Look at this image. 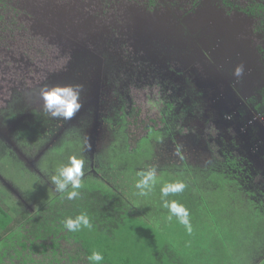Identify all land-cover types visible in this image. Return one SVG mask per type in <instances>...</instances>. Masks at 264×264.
<instances>
[{"label": "rangeland", "instance_id": "rangeland-1", "mask_svg": "<svg viewBox=\"0 0 264 264\" xmlns=\"http://www.w3.org/2000/svg\"><path fill=\"white\" fill-rule=\"evenodd\" d=\"M229 1L240 8L261 4L259 0ZM253 12L248 16L234 11L221 0H156L151 7L147 0H0L2 207L21 219L47 204L59 194L51 176L73 156L85 161L82 182H103L134 213H144L150 220L161 218L153 209L161 206L157 188L167 180L190 185L211 212L217 197L202 172L211 158L216 161L225 152H231L242 177L255 178L247 184L242 179V192L255 194L253 187L264 192V101L259 93L264 90V58L258 54L264 47V21L255 14L261 12ZM106 26L112 31L117 27L113 36L118 39L135 31L140 43L146 39L174 41L161 36L169 30L174 37L188 40L197 60L187 64V74L194 62L199 69L204 67L203 80L218 82L209 90V97L199 102L201 109L193 112L195 121H181L179 106L167 108L177 102L170 97L174 91L170 82L183 84L186 77L179 73L177 61L164 71L168 84L152 78L143 86L122 84L115 95L112 88L97 87L103 65L100 32L108 31ZM166 49V55L179 58V48ZM183 63L179 62L180 67ZM238 65L244 67L241 85L233 75ZM45 85L82 86L79 110L70 119L54 118L48 123L47 116L39 112ZM215 103L224 104L220 115L225 121L219 129L225 147L221 152L206 137L216 133ZM162 119L169 130L163 129ZM143 137L148 138L146 151L133 156V148ZM231 164L233 169L235 164ZM150 166L156 168V182L148 195L141 196L135 187L141 178L138 173ZM230 191L233 202L223 198L227 207L222 228L229 232L238 223L247 230L242 244L241 236L236 237V251L232 256L229 250L225 264H264V193L257 194L262 204L255 201L258 214L254 216L249 198L238 193V188ZM223 192L227 194L226 187ZM206 239L204 236L202 241Z\"/></svg>", "mask_w": 264, "mask_h": 264}, {"label": "trees", "instance_id": "trees-1", "mask_svg": "<svg viewBox=\"0 0 264 264\" xmlns=\"http://www.w3.org/2000/svg\"><path fill=\"white\" fill-rule=\"evenodd\" d=\"M262 9L264 10V7ZM100 34L103 36L99 40L103 43V72L97 87L101 88L102 85L108 90L112 88V95L119 93L122 84L143 86L151 78L160 83L164 76L156 68L168 51L163 48L175 47L180 50L188 46L187 39L182 36L174 37L175 34L168 36L174 38V41H169L165 46L158 40H143L144 42L140 43L133 32L129 34L131 36H123L125 39L109 37L107 32ZM121 35L125 33L121 32ZM110 39L123 47L128 42L132 43V47L127 44V56L115 53L110 46H106L104 42ZM137 41L139 44L134 43ZM203 77L201 73H191L189 77L182 78L183 84L170 82L174 87L170 97L177 102L175 106L172 103L167 104V108L179 106L177 116L181 121H187V124L196 120L193 112L201 109L199 102L209 97V90L217 86V81L203 80ZM238 81V85H241L242 81L239 78ZM164 83L168 84V80L164 79ZM88 86L92 87L89 84ZM263 99L264 95L262 101ZM41 105L39 112H43L50 123L54 118L44 109L43 102ZM216 117H219L218 113ZM161 121L164 124L163 129L169 130L166 121ZM40 126L41 124H38V127ZM146 137L141 138L137 147L133 148V156L146 151ZM221 143L224 144V140H221ZM213 159L204 165L202 173L205 182L212 183V194L217 197L213 206L215 208L211 211L215 214L209 211L202 196L192 192L190 185L186 183L182 193L167 197L169 201L176 200L189 210L193 229L191 234L186 232L176 217L168 219L169 212L163 207L160 187L157 190L160 192L161 206L157 210L153 209V213H157L161 218H152V221L145 217L144 213H141V216L134 213L129 203L114 193L108 185L87 180L82 182L77 199L69 200L67 192L59 193L47 204L38 207L34 213L23 215L21 219H15L0 204V264H6V261L8 264H89L87 257L93 251L103 254L104 260L100 264H225L229 260V250H232V256L236 251V237L241 236L242 244L245 228L239 227L238 223L234 227L230 226L229 232L222 228L221 220L224 219L221 217H225L227 207L223 198L233 202L230 200L233 197L230 189L237 191L238 188V193H243L244 197L249 198L253 207L250 211L254 216L258 214V209L253 192H242L243 177L239 175L241 171L231 152L223 153L216 161ZM231 163L235 164L233 169L230 168ZM193 182L191 181V185ZM167 183L173 182L167 180L164 185ZM225 187L227 194L223 195ZM82 213L87 214L92 228L69 232L63 221ZM204 236H207L205 242L202 241Z\"/></svg>", "mask_w": 264, "mask_h": 264}, {"label": "clouds", "instance_id": "clouds-1", "mask_svg": "<svg viewBox=\"0 0 264 264\" xmlns=\"http://www.w3.org/2000/svg\"><path fill=\"white\" fill-rule=\"evenodd\" d=\"M244 73L243 65H238L233 75L240 78ZM82 86H53L45 85L41 88V96L44 101V109L53 118L70 119L76 111L79 110L81 104L80 93ZM85 175V161L75 156L71 157L69 163L61 167L58 172L51 176V183L54 185L55 191L59 193L67 192V199L74 200L80 196L78 191L82 186V178ZM141 177L135 184L139 190V195L146 196L151 192L156 182V168L150 166L146 171L138 173ZM186 188L183 182L167 183L161 188V196L163 198V207L168 209V219L176 217L179 224L183 225L186 232L191 234L192 224L190 221L189 210L176 200L169 201V195L182 193ZM71 189V190H69ZM64 227L69 232H78L82 228L91 229L92 223L87 214L77 215L75 218H67L63 221ZM89 264H100L104 260V256L99 251H93L87 257Z\"/></svg>", "mask_w": 264, "mask_h": 264}, {"label": "flooded vegetation", "instance_id": "flooded-vegetation-1", "mask_svg": "<svg viewBox=\"0 0 264 264\" xmlns=\"http://www.w3.org/2000/svg\"><path fill=\"white\" fill-rule=\"evenodd\" d=\"M148 1V4L150 5V7L151 6H153L154 4H155V2H156V0H147ZM194 2H196V1H198V0H193ZM221 2H222V4L224 5V6H226V7H228V8H231V9H233L234 11H241V12H244V13H246L248 16H252L253 15V10L254 11H257V12H261V13H255V14H257V15H259L262 19H261V22H263L264 21V10L262 9V7H264V0H259V2L261 3V4H259L258 5V7H252V6H250V7H246V8H240L239 6H236L235 4H233L231 1H229V0H221ZM264 23V22H263ZM113 27V26H112ZM119 27H121V26H119ZM106 28H107V30L108 31H105V32H107L108 33V35H109V37H113V38H116V37H114L113 35H114V33H118V31H117V27L116 28H114L113 29V31H114V33H113V31H112V29H110V27H107L106 26ZM168 33V35H166ZM174 33H173V30H169V31H163L162 33H161V35H164L165 37L167 36H169V35H173ZM105 45L106 46H110V48L112 49V51H114L115 53H118V54H120V55H125V56H127V44H129V42L126 44V46L125 47H123V46H121L117 41H111V39L110 40H106L105 42ZM168 42H165L164 41V44H163V46H165V44H167ZM191 52H192V49L191 48H188V46H186L185 48H183V49H180L179 50V58L176 56V57H173L172 55L171 56H169V55H164L162 58H161V64L156 68L157 70H159V72H161V74H162V76H164V78H163V80L165 79L166 80V77H165V74H164V71H165V69H166V67L168 66V65H170V64H172V63H174V62H176L177 63V65H178V68H179V73H181V76H182V74H184L186 77H189L190 75H191V73H200V71L202 72L201 74H202V76H205V73H204V67H202V68H200L199 69V67H198V64H196V63H194L193 62V64L191 65V67L189 68L190 70H189V73L187 74V64L189 63V62H192L193 60H197V59H195L192 55H191ZM184 53V54H183ZM258 54H260V55H262L261 56V58H264V47L263 48H260L259 50H258ZM100 56H101V54H100ZM165 57V58H164ZM101 59L103 60V58H102V56H101ZM180 61H184L185 63H183V66L182 67H180V65H179V62ZM101 73L103 72V67L101 68V71H100ZM170 72H171V70H170ZM156 74V73H155ZM145 76L147 77L148 76V73L146 72L145 73ZM157 76V75H156ZM101 77V76H100ZM259 93L261 94L260 95V99H261V102H263L264 101V99H263V101H262V96L264 95V90L261 92V91H259ZM205 100V99H204ZM228 101V100H227ZM222 106L223 105H219L218 106V108H213V111H212V117H214L215 115H216V113H218V115H219V117H217L218 119H215V118H213V122H214V124H215V130H216V133L214 134V135H206V137H209V139H210V141L211 142H208V143H212V144H217L218 145V151L219 152H221V149H224V144H222L221 143V140H224V135H223V132H221V129H219V126H220V124H221V122H223V121H225V119H224V117L222 116V115H220V111L222 110ZM256 106H258V105H256ZM256 106H255V108H256ZM224 119V120H223ZM208 123V122H207ZM206 123V124H207ZM232 124H234L233 122H232ZM205 141V140H204ZM205 143H207L206 141H205ZM208 143H207V147H209V145H208ZM240 175L242 176V172H240ZM243 180H244V182L247 184V183H250V182H252V181H254L255 180V178L254 177H250V176H248V175H246L245 177H243ZM253 184H251L250 186H252ZM254 191H255V194H254V192L252 191V190H250V192H253V196H255V198H256V200L255 201H257L259 204H262V201H260V199H259V197L257 196V194H262V193H264L263 191H261L260 189H258V188H256V187H253L252 188ZM242 190H243V186H242ZM243 192H245V193H248L249 192V190H246V191H243Z\"/></svg>", "mask_w": 264, "mask_h": 264}, {"label": "water", "instance_id": "water-1", "mask_svg": "<svg viewBox=\"0 0 264 264\" xmlns=\"http://www.w3.org/2000/svg\"><path fill=\"white\" fill-rule=\"evenodd\" d=\"M133 34H136L137 35V33L135 32V31H133ZM137 38H139V36H136ZM141 38L143 39V37L141 36ZM146 41H149L148 39H146ZM163 43H164V41H162ZM134 43H136V44H139V42L137 41V42H134ZM135 45V44H134ZM219 105H224V104H221V103H215V107H217L218 108V106Z\"/></svg>", "mask_w": 264, "mask_h": 264}]
</instances>
